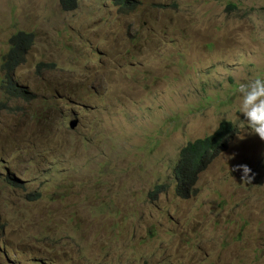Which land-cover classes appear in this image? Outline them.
Wrapping results in <instances>:
<instances>
[{"label": "rangeland", "instance_id": "obj_1", "mask_svg": "<svg viewBox=\"0 0 264 264\" xmlns=\"http://www.w3.org/2000/svg\"><path fill=\"white\" fill-rule=\"evenodd\" d=\"M114 1L0 0V264H264V141L237 90L264 78V0ZM20 32L30 101L2 88ZM222 121L177 196L180 149Z\"/></svg>", "mask_w": 264, "mask_h": 264}, {"label": "trees", "instance_id": "obj_2", "mask_svg": "<svg viewBox=\"0 0 264 264\" xmlns=\"http://www.w3.org/2000/svg\"><path fill=\"white\" fill-rule=\"evenodd\" d=\"M116 5L124 12H131L137 9V0H115ZM79 5V0H60L63 12H72ZM35 35L32 33L20 32L10 39V50L3 57L1 71L4 74L2 88L15 99L30 101L31 96L22 87L14 82V73L25 64L27 55L35 43ZM233 130L230 122L222 121L217 129L210 135L195 139L184 145L179 152L178 159L172 168L173 176L176 180L174 192L181 198H188L194 194V184L199 173L205 168L212 157L223 148L229 141ZM11 180V179H10ZM163 189V185L155 188L152 196H155Z\"/></svg>", "mask_w": 264, "mask_h": 264}, {"label": "clouds", "instance_id": "obj_3", "mask_svg": "<svg viewBox=\"0 0 264 264\" xmlns=\"http://www.w3.org/2000/svg\"><path fill=\"white\" fill-rule=\"evenodd\" d=\"M237 90L240 95L238 111L247 122L250 135L264 141V78H253L240 83ZM232 171H240L241 179L247 178L249 181L255 176L245 164L234 166Z\"/></svg>", "mask_w": 264, "mask_h": 264}, {"label": "water", "instance_id": "obj_4", "mask_svg": "<svg viewBox=\"0 0 264 264\" xmlns=\"http://www.w3.org/2000/svg\"><path fill=\"white\" fill-rule=\"evenodd\" d=\"M77 123H79L78 120L71 121V123H70V129H74L77 126Z\"/></svg>", "mask_w": 264, "mask_h": 264}]
</instances>
